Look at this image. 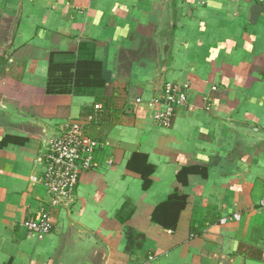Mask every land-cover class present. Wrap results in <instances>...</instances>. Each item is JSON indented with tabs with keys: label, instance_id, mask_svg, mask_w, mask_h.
Instances as JSON below:
<instances>
[{
	"label": "crops",
	"instance_id": "crops-1",
	"mask_svg": "<svg viewBox=\"0 0 264 264\" xmlns=\"http://www.w3.org/2000/svg\"><path fill=\"white\" fill-rule=\"evenodd\" d=\"M88 115L108 144L50 206L38 155ZM0 264H264V0H0Z\"/></svg>",
	"mask_w": 264,
	"mask_h": 264
},
{
	"label": "built area",
	"instance_id": "built-area-1",
	"mask_svg": "<svg viewBox=\"0 0 264 264\" xmlns=\"http://www.w3.org/2000/svg\"><path fill=\"white\" fill-rule=\"evenodd\" d=\"M187 88L186 84L166 81L162 96L148 102L157 108L155 119L158 124L171 125L176 111L188 104ZM100 107L99 104L95 105L96 109ZM95 118L94 115H88L83 120L69 121L61 125L44 143L38 155L43 171L35 180L46 190L50 206L72 205L81 174L96 167V152L108 144L107 139H98L87 133V121H93ZM226 220L227 217L221 218V222ZM23 224L38 238H42L53 230L54 219L50 209L45 205Z\"/></svg>",
	"mask_w": 264,
	"mask_h": 264
}]
</instances>
